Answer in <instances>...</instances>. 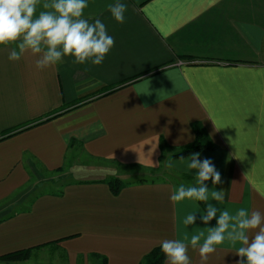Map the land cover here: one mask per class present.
<instances>
[{"label":"crops","instance_id":"0c3cea01","mask_svg":"<svg viewBox=\"0 0 264 264\" xmlns=\"http://www.w3.org/2000/svg\"><path fill=\"white\" fill-rule=\"evenodd\" d=\"M84 18L114 38L100 65L65 57L41 71L31 52L14 62L16 45H0V256L56 246L72 262L140 264L163 239L206 236L218 219L203 223L206 203L170 200L198 186L191 155L173 157L194 141V123L216 145L199 159L222 180L205 182L207 203L264 214V0H88ZM135 166L168 178L126 181L122 169ZM60 170L59 190L37 192ZM116 176L129 183L118 195L104 181ZM239 246L217 245L206 264H237ZM188 255L201 264L198 247Z\"/></svg>","mask_w":264,"mask_h":264},{"label":"clouds","instance_id":"9594fccd","mask_svg":"<svg viewBox=\"0 0 264 264\" xmlns=\"http://www.w3.org/2000/svg\"><path fill=\"white\" fill-rule=\"evenodd\" d=\"M41 0H0V45H16L8 55L10 61H19L26 52L37 56L35 67L45 70L55 66L65 57H73L74 63L91 62L100 65L115 44L114 38L107 33L106 26L100 19L90 23L84 18V10L88 0H45L37 14ZM108 8L119 22H124L127 6L123 3L108 5ZM199 153H193L188 163L189 169L196 170L198 186L185 187L180 185L172 195V202L194 199L205 202L206 211L200 219L205 225L218 216L216 226L204 232L192 235L190 246L199 251L201 264H206L209 255L216 251V246L225 241L233 245L239 244L235 253L240 257L237 264H264V214L259 210L251 213L240 208L234 215L229 211H220L209 200V189L205 182L220 184L221 174L211 159H199ZM183 159V157H181ZM171 161L167 167H173ZM226 192L214 190L211 198L217 202L225 199ZM219 212V215L217 213ZM197 217L188 214L183 220L184 225H192ZM202 237L203 242L201 243ZM188 236L180 239H163L160 243L167 264H192L188 255Z\"/></svg>","mask_w":264,"mask_h":264},{"label":"trees","instance_id":"16d2710c","mask_svg":"<svg viewBox=\"0 0 264 264\" xmlns=\"http://www.w3.org/2000/svg\"><path fill=\"white\" fill-rule=\"evenodd\" d=\"M194 133H195V139L190 144L183 147L179 152L175 153L173 157H186L189 155H192L193 153H198L201 151L206 150H212L216 149V145H214L206 131V129L202 126L201 123H194L192 125ZM61 171V170H60ZM110 187L112 193L114 195H118L120 191L129 183L123 181L119 177H109L104 180ZM139 182H145L147 179L142 178L138 180ZM58 242H50L46 245H52L56 244ZM31 249H25V250H19L15 252H11L8 254H5L3 256H0V263H9L10 261H18L23 260L27 258V255L33 250ZM92 257L101 259L100 264H107V258L101 257L98 254L92 255ZM166 260V257L164 253L161 250L160 245L153 248L148 254H146L140 264H164Z\"/></svg>","mask_w":264,"mask_h":264},{"label":"rangeland","instance_id":"374dc122","mask_svg":"<svg viewBox=\"0 0 264 264\" xmlns=\"http://www.w3.org/2000/svg\"><path fill=\"white\" fill-rule=\"evenodd\" d=\"M122 172L125 174L126 181H138L142 178H151L153 176L159 175L163 176L164 178H168L166 173L162 171L154 173L152 176L151 174H147L139 167H130V168H123ZM162 172V173H161ZM149 176L147 177L146 176ZM145 178V179H146ZM68 179L67 173L65 171H61L57 174L52 176L48 175L46 180L37 186V192L40 191H50L60 188V183H64ZM173 179V178H172ZM179 183V182H177ZM0 264H99L97 258L90 257L89 259L79 258L76 261H71L68 259L67 255L64 251L56 246H49L45 249L38 248L36 250H32L26 259L18 260V261H10L9 263H0Z\"/></svg>","mask_w":264,"mask_h":264}]
</instances>
